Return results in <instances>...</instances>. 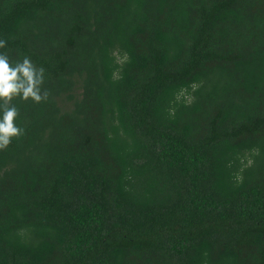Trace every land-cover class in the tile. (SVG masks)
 <instances>
[{
    "label": "trees",
    "instance_id": "1",
    "mask_svg": "<svg viewBox=\"0 0 264 264\" xmlns=\"http://www.w3.org/2000/svg\"><path fill=\"white\" fill-rule=\"evenodd\" d=\"M45 69L0 151V264H264V0H0Z\"/></svg>",
    "mask_w": 264,
    "mask_h": 264
},
{
    "label": "clouds",
    "instance_id": "2",
    "mask_svg": "<svg viewBox=\"0 0 264 264\" xmlns=\"http://www.w3.org/2000/svg\"><path fill=\"white\" fill-rule=\"evenodd\" d=\"M7 41L0 39V49ZM45 69L34 65L30 58L13 61L7 53H0V151H5L13 139H19L24 130L15 121L19 110L13 104L15 99L34 103L46 101L50 92L43 89Z\"/></svg>",
    "mask_w": 264,
    "mask_h": 264
}]
</instances>
